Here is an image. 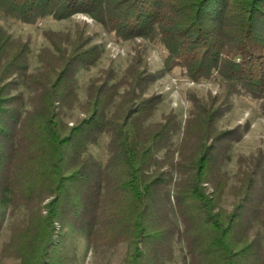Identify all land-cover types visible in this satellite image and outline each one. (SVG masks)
<instances>
[{
  "label": "trees",
  "instance_id": "trees-1",
  "mask_svg": "<svg viewBox=\"0 0 264 264\" xmlns=\"http://www.w3.org/2000/svg\"><path fill=\"white\" fill-rule=\"evenodd\" d=\"M80 14L162 46L167 69L195 83L219 75L224 93L193 96L184 126L173 112L150 123L161 97L141 62L119 84L92 80L81 101L79 72L100 57L82 30L45 34L31 72L30 42L0 25V201L26 210L1 260L77 264L72 235L97 252L125 245L124 264H172L181 244L182 264H264V151L229 175L242 134L218 124L234 96L264 113V0H0L1 17L26 25ZM101 135L105 166L88 154Z\"/></svg>",
  "mask_w": 264,
  "mask_h": 264
},
{
  "label": "rangeland",
  "instance_id": "rangeland-1",
  "mask_svg": "<svg viewBox=\"0 0 264 264\" xmlns=\"http://www.w3.org/2000/svg\"><path fill=\"white\" fill-rule=\"evenodd\" d=\"M0 25L14 38L30 42L31 72L41 66L40 52L51 47L45 34L55 32L74 35L77 29L82 30L88 39V44L98 49L100 57L93 67L79 72L78 94L81 101L86 99L87 87L92 80L101 75L106 77L111 74L113 76L111 84H119L130 66L135 61L141 62L147 76L151 77L149 84L152 85L148 95L161 97V102L150 123L160 122L163 116L173 112L184 126L189 117L193 96L198 99H208L222 97L224 93V81L219 75L214 74L208 80L195 83L188 79L184 71L167 69L168 54L162 46L146 39L121 41L100 23L86 15H76L64 21L45 18L35 25L22 24L0 16ZM218 124L225 130L240 128L242 134L241 140L233 146L230 159L225 166V171L229 175L237 172V158L240 154H252L259 148L264 151V113L261 111L260 101L246 95L232 97L230 108ZM108 141L107 135H101L97 142L88 148V154L102 166L108 162ZM0 221L3 224L0 239L1 252L2 246L10 237L11 228L25 223L26 210L19 208L14 211L7 200L0 201ZM67 242L69 250L75 252L77 256V264H124L127 253L125 245H120L114 251L97 252L81 237L69 235ZM186 253L185 244L179 245L172 264H182ZM0 264H17V262L12 259L1 260L0 257Z\"/></svg>",
  "mask_w": 264,
  "mask_h": 264
}]
</instances>
